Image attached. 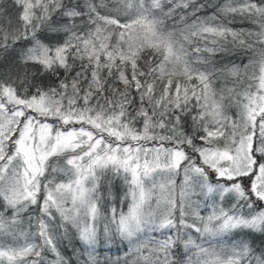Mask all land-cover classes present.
<instances>
[{"label": "snow or ice", "instance_id": "1", "mask_svg": "<svg viewBox=\"0 0 264 264\" xmlns=\"http://www.w3.org/2000/svg\"><path fill=\"white\" fill-rule=\"evenodd\" d=\"M0 264H264V0H0Z\"/></svg>", "mask_w": 264, "mask_h": 264}, {"label": "trees", "instance_id": "2", "mask_svg": "<svg viewBox=\"0 0 264 264\" xmlns=\"http://www.w3.org/2000/svg\"><path fill=\"white\" fill-rule=\"evenodd\" d=\"M197 2L200 3V2H203V0H197ZM218 3H221V4L224 3V0H218ZM211 11H213V9H209L208 12H202V13H200V15H207ZM232 27H235V28L243 27V28H251L253 30H257L255 25H253V24H251V23H249L247 21L241 23L239 21V19H237V21L232 25ZM255 47L258 49L260 46L256 45ZM230 59L233 60L236 64H239L241 66V68H243V66L245 64H248L250 60L255 61V62H257L255 70L258 72V62L260 60L259 51H251V50L240 51L235 56L230 57ZM252 72H253V68L250 67L248 69V75L250 76L252 74ZM241 79H242V83H240L239 87H238V90H240V91H242L243 88L246 87L248 85V83H250V81L248 79V76H243L242 75ZM235 80H236L235 77H229V86H231L232 82L235 81ZM221 83L222 82L218 81L216 83L215 87L217 89H219L221 87ZM228 112H229L230 115L234 116L235 112H236V108L233 107V108L229 109ZM189 123H190V120H189ZM190 130L191 129L189 128V131ZM117 205H118V202H117ZM202 214H204V213H202Z\"/></svg>", "mask_w": 264, "mask_h": 264}, {"label": "rangeland", "instance_id": "3", "mask_svg": "<svg viewBox=\"0 0 264 264\" xmlns=\"http://www.w3.org/2000/svg\"><path fill=\"white\" fill-rule=\"evenodd\" d=\"M117 207H118V209H119V203H118V205H117ZM127 210H128V208H127V204H125L124 206H123V211H125V212H127Z\"/></svg>", "mask_w": 264, "mask_h": 264}]
</instances>
